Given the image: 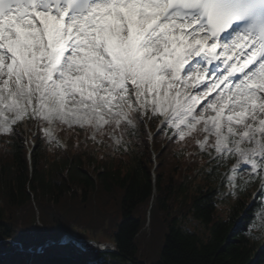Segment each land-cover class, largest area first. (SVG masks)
<instances>
[{"label": "snow or ice", "instance_id": "6c2138e0", "mask_svg": "<svg viewBox=\"0 0 264 264\" xmlns=\"http://www.w3.org/2000/svg\"><path fill=\"white\" fill-rule=\"evenodd\" d=\"M33 126L37 149L65 127L121 155L191 141L233 212L259 201L235 243L264 241V0H0V134L18 153Z\"/></svg>", "mask_w": 264, "mask_h": 264}, {"label": "trees", "instance_id": "16d2710c", "mask_svg": "<svg viewBox=\"0 0 264 264\" xmlns=\"http://www.w3.org/2000/svg\"><path fill=\"white\" fill-rule=\"evenodd\" d=\"M154 146L159 164L153 193L148 148L135 156L111 148L97 156L93 149L85 162L70 155L45 169L39 147L29 171L22 144L18 153L10 144L7 158L0 159V239L34 249L71 229L77 237L110 241L117 251L66 244L32 254L7 242L0 245L2 264H220L234 257L264 264V241L249 239L247 248L235 243L246 234L259 201L254 206L251 196L243 197L244 207L233 212L235 201L224 199L228 188L221 187L209 158L194 143L170 144L158 137ZM152 196L149 230H141ZM36 209L40 227L34 222ZM225 241L226 252L215 255ZM242 248L247 255L239 256Z\"/></svg>", "mask_w": 264, "mask_h": 264}]
</instances>
